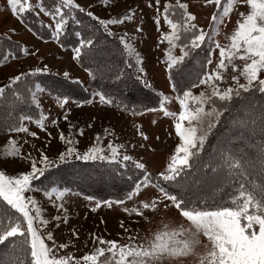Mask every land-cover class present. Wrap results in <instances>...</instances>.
<instances>
[{
	"label": "snow or ice",
	"instance_id": "obj_1",
	"mask_svg": "<svg viewBox=\"0 0 264 264\" xmlns=\"http://www.w3.org/2000/svg\"><path fill=\"white\" fill-rule=\"evenodd\" d=\"M241 2L249 5L250 10L239 13V21L230 36V43L223 45L213 40L214 48L219 50L215 65L212 66L211 55L205 57L200 65L201 72L182 85L175 80L173 69L210 37L198 27L197 16L189 11L187 3L175 0L174 4L161 5V0H152L151 4L146 5L151 7L154 4L156 7L153 23L158 28L162 20L167 25V30L159 37L161 42L167 43V48L163 50L166 53V82L171 81L170 88L179 93L171 96L157 92V107L147 109L149 112L160 111L165 117L175 119L174 131L178 137V143L165 158L162 170L155 174L149 171L146 160L122 154L121 150L126 147L124 144L113 141L105 144L104 137L112 134L107 128L102 133H96L94 142L82 144L76 138V133L78 131L80 136L85 135L84 128L78 129L69 120L73 110L70 94L58 92L54 100L60 109H68L62 114V119L67 122L69 131H59L55 146L34 149L37 153L35 156L31 152L22 155L21 142L11 134H26L36 138V131H30L29 126L19 120L0 127V131L9 136L4 146V157L0 158V206L4 208L0 212V250L3 252L0 264H264V101L258 112L254 106H249L232 120L240 129L250 128L252 135L261 137L260 143L254 146V154L234 150L229 141L215 146L205 158L209 136L221 123L223 115L232 112L229 102L233 101V97L240 98L242 94L254 95L257 92L264 97V78H261L264 76V0ZM205 3L221 10L222 15L221 12H213L211 15L212 24L216 25L217 21L222 23L233 12L235 0H227V6L222 0H205ZM7 5L11 13L19 17L17 24L25 31L24 14L35 12L37 16L43 14L49 17L53 23L45 27L49 29V35L61 44V37L70 24H82L78 13L95 21L87 35L80 31L74 33L78 37V46L72 49V59L79 62L92 79L112 71L101 62L105 46L98 33L116 37L117 33L112 31V26H123L139 20L136 9L132 7L115 16H107V10L115 8L111 0H100L105 18L76 0H53L52 6L44 0L36 5L28 3V0H7ZM174 13H178V18ZM137 31H143L142 24ZM181 33L184 34L183 40ZM13 35H20L16 26L0 35V40L9 45L7 50L0 48V66L4 68L10 67L13 59L20 62L21 55L34 56L39 51L29 48L26 43L22 46L19 41L12 39ZM117 39L128 56L135 57L136 81L143 80L145 87L151 88L147 76L142 75L145 73L143 58L133 46V41L138 37L129 36L125 32ZM178 43L181 54L175 55L174 49ZM85 56L89 61L87 66L84 64ZM237 58L242 66L235 63ZM126 66L132 68L133 64L128 63ZM206 66L212 67L205 71ZM229 67L233 72L231 80L235 84L222 88L220 82L224 80ZM44 72H50L47 65L21 70L9 76L0 84V101L11 96L14 102H19L30 94L32 101L39 107L38 94L44 92L45 88L41 83H33V91L28 87V82ZM113 74L117 80L125 76L123 70L118 68ZM70 75L69 71H63L65 79L70 78ZM241 78L244 83H240ZM73 82L81 83L78 79ZM21 85L24 86L23 91ZM198 89L203 90L197 92ZM91 96V99H83L82 105L95 104L97 97L104 105L112 106L116 103L104 91H94ZM172 100H178L182 108L179 113L169 110L168 104ZM121 104L125 110L130 108L123 101ZM133 115H137L134 109ZM22 119L29 122L32 120L27 115ZM47 119L48 116L41 111L35 123L45 129ZM60 119L59 116L52 119V126L58 127ZM150 124L155 125L156 121ZM137 131L144 141H149L143 126H138ZM45 135L50 137L51 133L46 132ZM72 160L109 161L123 165L126 169L130 162L139 173L122 197L100 200L88 196L87 199L94 205L93 211L100 209L102 204L111 209L114 204L124 205L126 201L139 199L137 206L131 210L124 208V212L147 219L146 212L174 209L188 223V227L162 217L155 230L138 239L128 235L133 231L132 228L118 221L126 241L90 234L95 241L92 250L79 259L74 258L68 251L73 246L70 239L63 243L57 242L60 225L67 224L71 217L63 202L69 189L55 178L56 173L70 166ZM25 161L28 162V168L21 169L20 165ZM10 169L14 174H8ZM233 175H254L260 178V182H250L247 188L243 183L236 186L232 181ZM44 180L48 181L47 185L43 183ZM221 185L225 189L223 196L229 199L217 200L200 194L205 187L220 190ZM45 204H51L59 212L50 213ZM73 231L78 238V231Z\"/></svg>",
	"mask_w": 264,
	"mask_h": 264
},
{
	"label": "rangeland",
	"instance_id": "obj_2",
	"mask_svg": "<svg viewBox=\"0 0 264 264\" xmlns=\"http://www.w3.org/2000/svg\"><path fill=\"white\" fill-rule=\"evenodd\" d=\"M56 1L58 2V0ZM44 2L49 6L53 4V0H44ZM76 2L105 18V13L100 8V0H76ZM111 2L115 4V8H109L107 16H115L116 13L123 12L129 7L136 9L139 20L128 22L123 26H112V31L117 33L116 37L125 32L129 36L138 37L133 41V46L143 58L145 73L142 75H146L152 85L151 88H147L155 93L164 92L171 96L178 95V92H173L170 88L171 81L166 82L167 69L164 64L166 53L163 50L167 48V43L161 42L159 37L163 31L167 30V25L164 24L163 20L159 28L153 23V16L156 14L157 9L154 4L151 7L146 6L151 4L152 0H111ZM181 2L188 4L189 11L194 12L197 16L198 27L202 28L210 37L199 49L192 50L189 57L173 69L175 80L182 85L189 79H194L195 75L201 72L200 65L204 62L205 57L211 55L213 57L212 66L215 65L219 58V50L214 48L213 40L223 45L229 44L230 36L235 31L239 21V13L250 10V6L244 5L241 0H235L234 10L229 17L225 18L222 23L217 21L216 25H213L211 15L213 12H221L220 9L206 5L205 0H181ZM28 3L36 5L40 3V0H28ZM166 3L174 4L175 0H161V5ZM222 3L227 6V0H222ZM93 5L95 7H92ZM9 9L10 6L7 5V0H0V35L16 26L20 35H13L12 39L19 41L22 46H25L26 43L29 48L38 49L39 51L34 56L21 55L20 62L13 59L10 62V67L0 66V84H3L9 76L21 70H30L33 67L42 65H47L50 69V72L40 73L37 77H32L36 83H41L43 87L47 82L51 84L49 88L44 87V92L38 94L40 106L37 107L33 102L39 113H35L33 110L32 115H27L32 118L31 122L22 119V123L28 125L30 131L38 133L37 137L32 138L26 134H11L21 142L23 146L22 155L31 152L35 156L37 153L34 149L55 146L58 142L59 131L64 130L66 133L69 131L67 122L62 119V114L68 109H60L59 105L54 103L57 93L63 92L70 94L73 101V110L69 120L78 129L84 128L85 135L80 136L78 131L76 133V138L82 144L94 142L96 133H102L107 128L112 134L104 137L105 144L108 141L122 143L126 146L121 150L122 154L127 153L141 160H146L149 171L153 174L162 170L165 158L178 143V137L174 131L175 119L165 117L160 111L149 112L146 110L133 115V111L124 110L118 105L101 104L98 97L95 104L82 105L83 99L92 98L91 93L94 91L100 92L98 86L101 84V78L99 76L96 79L90 78L88 73L80 66V63L72 59L73 47L63 48L49 35V29L45 27V25L53 23L49 17L43 14L37 16L35 12L24 14L26 19L23 18V24L27 27L25 31L17 24L19 17L11 13ZM174 15L178 18V13H174ZM141 24L143 25V31L138 32L137 29ZM181 39H184L183 33H181ZM0 48L7 50L9 45L6 41L0 40ZM210 49H213V51H210ZM174 54H181L179 43L174 49ZM130 58L135 64V57ZM102 59H105V55ZM235 63L242 66V62L238 58ZM134 64L133 72L135 71ZM212 66H206L204 70L206 71L208 67ZM63 71H69L70 78L65 79ZM232 74V69L229 67L225 72L224 80L220 82L222 88L235 84L231 80ZM52 77L56 78L55 82H52L54 80ZM261 78H264V76ZM77 79L81 83L73 82ZM140 81L145 86L143 80ZM244 82V79L241 78L240 83ZM32 90H35L34 86H32ZM200 90L203 89L196 91ZM77 101L81 103L77 104ZM168 108L170 111L177 113L182 110L178 100L169 102ZM41 111L48 116L45 121L47 125L45 129L39 128L35 123ZM58 116L61 117L58 127H53L51 120ZM152 121H156V124H150ZM89 124L92 127L89 128ZM138 126H143L146 135L149 136V141L146 142L139 136ZM46 132H50L51 136L45 135ZM7 139H9V136L0 132V158L4 157V146ZM24 141H27V143H24ZM20 168H28V162H23ZM8 174L14 173L10 169ZM138 175L139 173L131 166L130 162L129 167L126 169L123 165L109 161L86 162L72 160L70 166L61 168L60 172L56 173L55 178L59 184L69 189L63 202L71 218L67 224L60 225L57 231L59 236L57 242L63 243L70 239L73 246L68 251L74 255V258L79 259L83 255L89 254L93 248L95 241L93 235L90 234L103 235L106 239L117 238L120 241H126L125 233L118 227V221H123L128 227L132 228L133 231L128 235H134L138 239L149 235L155 230L159 226L162 217L170 222L183 223L185 227H188V223L183 221L174 209L167 212H146L147 219L124 212V208L131 210L137 206L140 202L139 199L126 201L124 205L114 204L111 209L104 207L102 204L100 209L92 210L94 205L87 199L88 196L100 200H115L122 197L131 188ZM43 183L47 185L48 181L44 180ZM45 207L50 213L59 212V209H54L51 204H45ZM73 229L78 231V238Z\"/></svg>",
	"mask_w": 264,
	"mask_h": 264
},
{
	"label": "trees",
	"instance_id": "obj_3",
	"mask_svg": "<svg viewBox=\"0 0 264 264\" xmlns=\"http://www.w3.org/2000/svg\"><path fill=\"white\" fill-rule=\"evenodd\" d=\"M57 2V1H56ZM51 4V2H49ZM78 16L82 20L81 25L70 24L66 33L62 35V44L59 45L63 48L69 46H77L78 37L74 35L75 32L80 31L83 35H87L90 30V26L95 21L90 20L83 14ZM26 19V17L23 16ZM28 21H32L27 19ZM38 26V25H37ZM40 27V26H38ZM101 36L102 43L105 46V59H102L104 65L111 68L112 71H106L105 75L100 76L101 84L98 86L100 91L107 92L115 101L114 105H118L124 109L121 101L130 105L127 111L136 110V112L146 111L148 108L157 107V93L152 92L147 87L143 86L141 81H136L135 71L133 67L128 68V63H133L131 58L124 51L123 46L120 45L117 37L104 36L102 33H98ZM89 63L88 58L85 56L84 64L87 66ZM135 65V64H134ZM122 69L125 76L119 80L114 78L115 69ZM52 82H55L56 78L52 77ZM35 79L31 78L28 82V87L32 89ZM50 83L44 85L45 88H49ZM21 90H24V86L21 85ZM264 101V97L257 92L254 95L242 94L240 98L233 97V101L229 102V106L232 108L231 113H225L222 117L221 123L216 127L214 133L209 136L206 144V154L213 151V148L221 143H227L231 141V146L234 150H238L244 154H254L256 151L255 145L260 143L261 137L258 135H252L249 129H240L238 125H234L232 120L237 118L244 108L254 106L258 112L261 102ZM39 113V110L34 106L33 101L30 98V94L25 100L14 102L12 97L9 96L7 100L0 101V127H3L10 123H16L18 120L22 122V118L25 115ZM125 110V109H124ZM30 112V113H29ZM34 113V114H35ZM4 133L3 131H0ZM242 133V137H241ZM232 181L236 186L243 183L247 188L250 182H260V178L254 175H233ZM223 186H220V190L210 189L205 187L201 190V195H205L209 198L229 199L227 196H223ZM195 198V197H193ZM4 211L3 206H0V212ZM3 258V252L0 250V259Z\"/></svg>",
	"mask_w": 264,
	"mask_h": 264
},
{
	"label": "crops",
	"instance_id": "obj_4",
	"mask_svg": "<svg viewBox=\"0 0 264 264\" xmlns=\"http://www.w3.org/2000/svg\"><path fill=\"white\" fill-rule=\"evenodd\" d=\"M123 11V10H122ZM114 14V13H113ZM46 40H49V39H46Z\"/></svg>",
	"mask_w": 264,
	"mask_h": 264
}]
</instances>
